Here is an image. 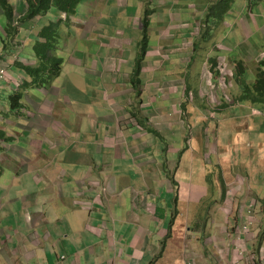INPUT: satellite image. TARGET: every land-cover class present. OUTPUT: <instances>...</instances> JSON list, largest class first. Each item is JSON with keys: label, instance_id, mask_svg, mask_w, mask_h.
<instances>
[{"label": "crops", "instance_id": "0c3cea01", "mask_svg": "<svg viewBox=\"0 0 264 264\" xmlns=\"http://www.w3.org/2000/svg\"><path fill=\"white\" fill-rule=\"evenodd\" d=\"M10 1L18 18L28 14L25 0ZM207 1L179 11L178 1H161V14L144 0H86L70 17L51 11L21 21L0 48V73H8L0 78V264H248L252 256L264 264V176L253 172L264 170V97L242 100L246 78L231 76L244 61L255 81L264 61L231 59L235 29L219 21L233 31L220 35L206 20ZM46 35L59 40L62 73L28 86L25 69L41 65L35 46ZM218 59L233 64L227 99L213 88ZM232 117L240 131L222 129ZM234 144L247 158L239 171ZM214 155L222 172L207 216L220 223L201 224L196 210L189 227L181 194L204 188Z\"/></svg>", "mask_w": 264, "mask_h": 264}, {"label": "rangeland", "instance_id": "374dc122", "mask_svg": "<svg viewBox=\"0 0 264 264\" xmlns=\"http://www.w3.org/2000/svg\"><path fill=\"white\" fill-rule=\"evenodd\" d=\"M146 2V5L149 6L151 9L155 10L158 9V13L163 14L165 9L162 8L161 6V1H167V0H144ZM176 3L178 6L175 8L174 11L181 9H184V4L191 3V2H197L198 0H168ZM211 2V3H210ZM207 8L210 7V4H212V9L211 12L206 16V20H208L209 17L212 18V20L218 21L216 24L215 21V26L218 27V32H220L222 35L224 33H229L233 34L232 28L229 27L231 30L229 31L228 29H224L221 31V24H218L219 21L222 20H227L229 23L233 25L234 33L236 34L235 38V43L237 45V50L235 53H231L230 57L231 59L234 60H239L240 57L246 58L245 55H249L250 53L259 55L261 54V57L264 58V0H219L217 4L212 3V1H207ZM216 3V2H215ZM103 7V6H102ZM1 9V7H0ZM81 11L86 9V3L81 4ZM57 9H53L52 13L57 12ZM169 11V10H168ZM216 13L218 16L216 17L214 13ZM214 14V15H213ZM117 18V16H115ZM152 17V16H150ZM225 17V19H224ZM20 19V18H19ZM117 20H119L117 18ZM3 24L5 27V31L3 33L5 34V38H0V48L3 47L6 48V42L10 43V37L8 35V31L6 30L8 28L9 20L7 16L0 12V26ZM2 30V29H1ZM234 39V38H232ZM233 42H231L229 45H232ZM5 46V47H4ZM237 64V63H236ZM230 66L232 67L233 64L230 62ZM230 67V68H231ZM245 81L248 85L246 86H253L255 83V75L254 71L251 68L248 70V73H245ZM223 98L227 99V96H225L223 93H221ZM6 99L7 96L4 94L3 95ZM229 97H233L232 93L230 92L228 94ZM259 109L263 111L264 115V104L261 103L258 105ZM262 119V129L264 130V118L260 117ZM233 117L231 118L230 123H223V130H226V128L229 126L230 131H240V127H235L233 126ZM235 124L237 125H243L244 120H237L235 121ZM234 124V125H235ZM252 129H255L254 124L252 122L251 125ZM230 135L228 133H223L222 136V142L221 146H224V149H227L230 146ZM226 139H229L228 142L225 144ZM253 142V141H252ZM239 143V142H237ZM254 143V142H253ZM253 145L254 148L256 146ZM248 143L245 145V149L249 151V147H247ZM233 146V144H232ZM234 153L231 155V158L233 159V167L235 169L242 168L244 166V163H246L247 158L244 155L243 148L241 146H238L237 144H234ZM238 150H240V154H238ZM226 155V154H224ZM264 157V152L261 158ZM255 159H259V157L256 156ZM210 160L213 162L214 161V166L211 164L205 165V172H206V177L204 178V183L202 184L204 188H201V190H198L194 188V186H185L184 189L187 188V193L184 195V191L181 194V197H186L184 198V201L186 200V206L182 205V214L185 215V220H188L186 222L191 223V226L193 225V221L195 220L194 218V212L198 210L197 215L200 217L198 220L201 221V224L206 225L209 224L211 225V221L214 220V224L220 223V220L216 219L214 216L210 218L211 220L209 221V218L207 216V212L209 209H211L213 206H216V200L218 199L217 197V181L215 179V175L218 174L221 176V170L218 169L217 167V157L214 155L213 157L210 158ZM256 165V163H255ZM263 171V172H262ZM255 173V179L259 181V173H261L262 176H264V170L258 168V170H253ZM223 172L224 176H228L229 174H225ZM214 175V176H213ZM239 176V174H237ZM221 180V179H220ZM219 180V182H220ZM264 193V192H262ZM176 195H172L173 198H175ZM262 196H264L262 194ZM192 198V200H191ZM201 199V200H200ZM198 205V209H195V207ZM191 209V218L189 219V211ZM200 210V212H199ZM188 213V214H187ZM238 213V212H237ZM254 219V218H252ZM217 220V221H216ZM209 221V222H208ZM254 221V220H252Z\"/></svg>", "mask_w": 264, "mask_h": 264}, {"label": "trees", "instance_id": "16d2710c", "mask_svg": "<svg viewBox=\"0 0 264 264\" xmlns=\"http://www.w3.org/2000/svg\"><path fill=\"white\" fill-rule=\"evenodd\" d=\"M86 0H25V2L29 6V11L26 16L23 18H18L16 14V8L14 4L10 0H0V6L3 8L8 20V35L10 37L11 42L14 41L17 34L20 32V24L22 20L26 19H36L38 17L46 16L49 14L53 9H57L60 12L67 14V16L76 15L79 7L82 3ZM148 21H146V24ZM148 25V24H147ZM148 27V26H147ZM51 32H57L60 30V23H54L50 26ZM45 42H38L35 46V53L37 58L41 61V65L36 68H27L25 71L30 75L33 79V83H28L30 85H39L44 84L47 79L53 80L60 77L62 73L63 63L64 60L60 58L57 53L56 49L59 44V40L56 39L54 36H45ZM148 43L149 40H146L142 44V57L138 62L136 73H135V80L133 84L135 87L141 85V74H142V61L143 57H145L148 51ZM8 42H6V46ZM219 64L217 62L214 63L213 73L215 74L216 78L219 77L220 72L218 71ZM237 74L236 77H243L244 74L247 72L245 67V62L240 61L237 62ZM264 97V71L261 72L253 86H246L243 89V93L241 96L242 100H250L252 102H256L257 100L260 101ZM20 95L11 96L12 102L18 101Z\"/></svg>", "mask_w": 264, "mask_h": 264}, {"label": "built area", "instance_id": "2783aa9c", "mask_svg": "<svg viewBox=\"0 0 264 264\" xmlns=\"http://www.w3.org/2000/svg\"><path fill=\"white\" fill-rule=\"evenodd\" d=\"M220 71L221 73L225 76L228 74V64L223 62L221 63L220 65ZM7 70H2L1 73H0V78L1 79H5L6 76H7ZM224 82V83H223ZM213 88L215 90H218V91H222V93L228 97V93H229V87L227 85V82H226V79L224 77V79L220 80L218 83H217V86L216 84L213 86ZM248 264H259V261L257 260L256 256H252L249 260V263Z\"/></svg>", "mask_w": 264, "mask_h": 264}, {"label": "clouds", "instance_id": "9594fccd", "mask_svg": "<svg viewBox=\"0 0 264 264\" xmlns=\"http://www.w3.org/2000/svg\"><path fill=\"white\" fill-rule=\"evenodd\" d=\"M260 61L262 62V61H264V58H262L261 56H260ZM221 63H223L222 61L219 63V59H218V64H219V66H218V71L220 72V75H219V77H218V80L220 81V80H222V79H224V77H225V79L227 78V75L230 73V62H225V63H227L228 64V74L227 75H223L222 73H221V71H220V65H221ZM261 64H264V62H262ZM237 71H238V68H237V66H236V69L234 68L233 69V74L231 75L233 78H236V74H237ZM226 82H227V85H228V87H229V93H230V89H231V85H229V83H228V81L226 80ZM228 93V94H229Z\"/></svg>", "mask_w": 264, "mask_h": 264}]
</instances>
